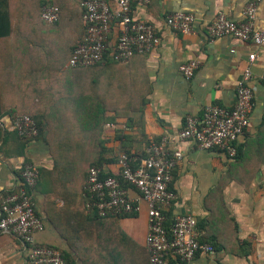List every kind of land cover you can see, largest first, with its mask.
<instances>
[{"label":"crops","instance_id":"obj_1","mask_svg":"<svg viewBox=\"0 0 264 264\" xmlns=\"http://www.w3.org/2000/svg\"><path fill=\"white\" fill-rule=\"evenodd\" d=\"M81 1L0 0V34L7 35L0 41V207L19 186L24 166L33 164L41 174L33 197L45 224L44 231L35 236L38 244L67 252L79 264H149L146 203L141 202V213L117 220L124 233L113 232L119 243L114 238L108 241L110 233L94 231L90 257L84 255L89 251L73 237L68 223L77 219L79 204L84 211V188L92 168L78 159L100 155L117 159L125 152H143L167 137L170 147L184 155L173 175L172 189L178 199L170 212L172 219L196 217L201 240L215 249L214 255L200 254L189 264H264V46L234 37L214 39L209 32L219 13L245 22V9L253 0H148L149 4H137L134 16L155 28L161 44L128 63H117L108 56L94 69L68 66L75 45L84 36ZM46 4L61 9L56 25L41 20ZM175 12L196 17L195 33L184 35L167 26V16ZM63 23L64 28L58 30ZM255 26L264 29V0ZM118 33L115 25L111 46ZM254 53L255 106L246 133L236 142L238 156L230 159L220 150H201L193 141L174 143L188 117L201 119L210 105L235 106L237 85ZM194 60L200 67L187 79L180 66ZM138 72L151 86L140 112H116L112 101L102 112L98 102L87 105L79 100L95 81H99L95 89L100 95L114 99L117 82L131 80ZM24 115L43 119L47 128L42 138L22 139L14 130L15 119ZM102 115V133L92 140L83 125L85 120L100 124ZM58 135L64 142L56 140ZM54 156L77 160H71L59 176L53 173ZM107 168L113 174L119 172L117 161ZM131 242L137 245L136 251ZM76 250L83 255L78 256ZM29 252L30 247L13 234L0 235V264H31Z\"/></svg>","mask_w":264,"mask_h":264},{"label":"built area","instance_id":"obj_2","mask_svg":"<svg viewBox=\"0 0 264 264\" xmlns=\"http://www.w3.org/2000/svg\"><path fill=\"white\" fill-rule=\"evenodd\" d=\"M148 0H83L82 22L86 29L83 43L70 56L71 68H91L103 64L108 56L117 63H128L137 55L154 51L161 39L155 28L134 16L137 4ZM261 0L251 1L244 12L245 22L237 23L219 13L209 27L212 38L234 37L243 42L264 46V29L257 30L256 16ZM41 20L55 25L60 20L58 6H44ZM196 17L175 12L166 18L172 30L189 35L195 33ZM117 25L119 33L114 46L110 35ZM257 55L249 56L248 67L237 85V102L231 109L210 105L201 119L188 117L175 136L174 143L193 141L201 150H220L230 159L238 156L236 142L243 136L251 121L255 106V87L252 85V65ZM197 60L180 66V72L193 78L200 67ZM1 69V67H0ZM14 130L23 139L39 135L36 121L28 115L17 117ZM167 137L153 142L143 152L122 153L118 157L119 172L106 177V167H92L84 188L86 212L99 218H126L141 213V202L148 206V235L146 248L151 264H171V260L189 264L198 255H214L212 245L201 240L199 222L193 215H178L168 227L171 211L178 197L172 189L173 175L183 161L180 149H172ZM40 182V172L26 164L17 189L0 207V235L13 234L30 247L31 264H70L63 254L37 243L35 236L44 231L45 224L38 215L33 193ZM133 193L136 196H133Z\"/></svg>","mask_w":264,"mask_h":264},{"label":"trees","instance_id":"obj_3","mask_svg":"<svg viewBox=\"0 0 264 264\" xmlns=\"http://www.w3.org/2000/svg\"><path fill=\"white\" fill-rule=\"evenodd\" d=\"M82 2H83V0L80 2L81 19L83 16V9L81 7ZM46 6H57V5L46 4ZM60 18H61V9H60ZM83 31H84V36L80 39L79 42H77L75 47L77 45L83 43L85 40L86 29H85L84 25H83ZM6 36L7 35H5V34H0V41L3 38H5ZM1 49H2V47H0V59L3 56V51H1ZM94 68H97V66L91 67V68H83V69H94ZM135 74L136 75H133L131 80H126L123 78L117 82V85L115 88V98L114 99L109 100V98L103 96V94L100 95L99 91L97 89H95V87L99 86V81L98 82L95 81V83L93 85L90 84L89 92L85 93L82 97L79 98V100L83 101L87 105L91 104L92 101L98 102L97 104H100L102 112H105L109 108L108 107L109 101L114 102V107H111V108L113 110H116V112H140V111L144 110V108L148 102V97L151 93V86H150L148 80L144 79L143 76L140 74V72L135 73ZM107 89L109 91V88H106L105 91H107ZM106 95H107V92H106ZM31 117L36 121V123L38 125V129H39V135L36 138L37 139L42 138L44 133L46 132L47 126H43V124L41 122V120L43 121V119L39 120L40 117L38 115L31 116ZM89 117L91 118V114L89 115ZM102 117H103V115L100 117V120L103 122ZM102 122H100V124H94L93 125V124H90V120H85V124L83 125L84 133H87L92 140H98L100 138V135H101L102 130H103L104 122L103 123ZM69 136H72L74 138L73 135H69ZM69 136H68V138H69ZM95 142H96L95 145L97 146L98 142L97 141H95ZM90 143L92 144L93 141H91ZM99 145H100V143H99ZM125 153L130 154L132 152H125ZM65 159L61 158V157L54 156V160H55V169L53 171L54 174L56 173L59 176H61V175L63 176L65 167L62 164V160H65ZM68 160L69 161H71V160L75 161L76 159H68ZM116 161H118V158L117 159L116 158L115 159L114 158L113 159H107L105 157H102L101 155L94 157V158H91V159H81V162H83L84 164H85V162H88L89 167H106V168H107L108 164L114 163ZM114 175L115 174H113L112 172L109 171L106 173L105 176L108 177V176H114ZM40 180H41V174H40ZM75 200H76V198H75ZM84 207H85L84 211H82V206L79 204L78 209H77L78 213L75 214V217L77 215H78V217L76 220L69 222L68 227H70V231H71L73 237L75 239H79L82 242L83 246L85 245L87 250L89 251V253H85L84 255L90 257V256H92V252H93V247H92L93 239L92 238H93L94 231L103 230V232L105 231L107 234L110 233V235L108 236V241L111 240L112 238H114L115 241H117V243H119L120 240H119V238L118 239L116 238V235H115V234H117L116 231H120L122 234H124V233H123L122 229H120V227L117 223V220H119L121 218H118V217L99 218L96 215L87 214L85 197H84ZM170 212L167 213V216L169 217V221L167 224L168 227L171 226V224L173 222L172 214ZM131 243L134 247L133 249L135 250L137 245L133 242H131ZM76 253L78 254V256H80L81 254L83 255V252H81V251L79 252L76 250ZM147 253H148L147 254L148 262H149V264H151L150 263V254H149L148 250H147ZM62 254H63L64 259L67 262H69L70 264H79L78 262L74 261V259L72 258V256L69 253L62 252ZM99 256H101V254ZM80 260H82V262L85 263V260L83 258H80ZM171 264H181V263L179 261L172 259Z\"/></svg>","mask_w":264,"mask_h":264},{"label":"rangeland","instance_id":"obj_4","mask_svg":"<svg viewBox=\"0 0 264 264\" xmlns=\"http://www.w3.org/2000/svg\"><path fill=\"white\" fill-rule=\"evenodd\" d=\"M65 22V21H64ZM40 25V24H39ZM64 28V23L62 24V25H60L59 26V29L58 30H62ZM39 119V118H38ZM39 120H41V119H39ZM58 136H60V137H58L56 140L59 142V143H61V142H64V141H62V137H61V135H58ZM55 140V141H56ZM63 140H67V139H65V137L63 136ZM66 145V143L64 144V146ZM65 148H67V147H65ZM63 157H65V156H63ZM65 159V158H64ZM77 160V159H76ZM79 160V159H78ZM79 161H81V159L79 160ZM69 160H68V158H66L65 160H62V164H63V166L65 167V169H64V171H67V169L70 167V165H68L69 164ZM81 163V162H80ZM84 166L85 167H87V166H89V163L88 162H85V164H84ZM82 167V166H81ZM82 169H83V171H86L87 169L86 168H81V171H82ZM85 169V170H84Z\"/></svg>","mask_w":264,"mask_h":264}]
</instances>
